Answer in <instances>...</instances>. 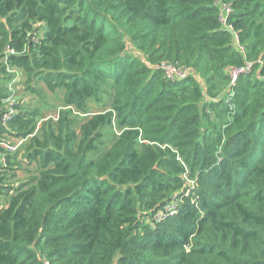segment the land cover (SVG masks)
Listing matches in <instances>:
<instances>
[{"label": "trees", "instance_id": "obj_1", "mask_svg": "<svg viewBox=\"0 0 264 264\" xmlns=\"http://www.w3.org/2000/svg\"><path fill=\"white\" fill-rule=\"evenodd\" d=\"M220 1L0 0V264H264V0Z\"/></svg>", "mask_w": 264, "mask_h": 264}, {"label": "rangeland", "instance_id": "obj_2", "mask_svg": "<svg viewBox=\"0 0 264 264\" xmlns=\"http://www.w3.org/2000/svg\"><path fill=\"white\" fill-rule=\"evenodd\" d=\"M36 27L37 31L29 32L28 37L33 38V36H35L34 38H36L42 35L44 27L42 25H37ZM25 80L26 77L24 74L19 73L18 77L13 82L9 83L10 92L15 97V99L20 102L19 105L26 108H41L42 117L46 119L56 117L59 110H65L67 108L62 92L59 90L50 92L43 81L37 80V83L33 85L35 92L31 93L30 91L26 90L24 86ZM6 144V146H2V149L12 152L14 148H16V146L20 145L21 143L9 139L6 141ZM2 154L1 156H3ZM17 173L18 178L23 181L24 177L31 176L32 174L36 175L37 170L31 166L28 168V172L17 171ZM190 182L193 183L194 181L191 180ZM142 220L145 222V224L149 225H152L154 222H156L154 217L152 221L145 218Z\"/></svg>", "mask_w": 264, "mask_h": 264}, {"label": "built area", "instance_id": "obj_3", "mask_svg": "<svg viewBox=\"0 0 264 264\" xmlns=\"http://www.w3.org/2000/svg\"><path fill=\"white\" fill-rule=\"evenodd\" d=\"M222 2L220 0H218L217 4L219 5L220 8V19L223 21V23L225 24L228 15L231 12V7L228 4H221ZM226 29L232 30V27L230 25H225ZM234 38L235 40L237 39L236 34H234ZM235 45H237L235 43ZM238 46V45H237ZM252 64L251 63H247L242 67L239 68H230L228 70V76L230 78V85H234V83L236 82L237 78L242 75L245 74L247 72H249L251 70ZM161 70H163L164 72V76L171 80V81H180L183 80L187 77L190 76H194L197 77V73L195 72V70L191 67H184V68H176L174 66H170V65H161L160 67ZM12 114V112L10 113ZM9 119L8 116H6L4 118V120ZM19 143H22L21 141H19ZM7 144H3L2 146H6ZM17 147V146H16ZM16 148H14L15 150ZM13 150V151H14ZM12 151V152H13ZM194 183L192 182H188V186L192 187ZM174 210L175 207L172 205H167L165 207H163L162 210L158 211L157 214L154 216L156 222L160 221L161 219H163L166 215H172L174 214ZM45 264H47V262H44Z\"/></svg>", "mask_w": 264, "mask_h": 264}, {"label": "clouds", "instance_id": "obj_4", "mask_svg": "<svg viewBox=\"0 0 264 264\" xmlns=\"http://www.w3.org/2000/svg\"><path fill=\"white\" fill-rule=\"evenodd\" d=\"M17 142H19V141H17ZM21 144H22V143H21ZM21 144H20V145H21Z\"/></svg>", "mask_w": 264, "mask_h": 264}]
</instances>
